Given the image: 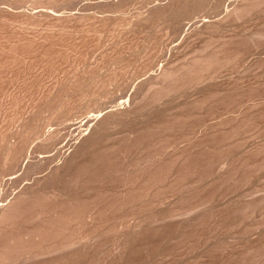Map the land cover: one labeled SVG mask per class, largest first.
<instances>
[{"label":"rangeland","instance_id":"rangeland-1","mask_svg":"<svg viewBox=\"0 0 264 264\" xmlns=\"http://www.w3.org/2000/svg\"><path fill=\"white\" fill-rule=\"evenodd\" d=\"M127 1L0 0V264H264V0Z\"/></svg>","mask_w":264,"mask_h":264},{"label":"bare ground","instance_id":"bare-ground-1","mask_svg":"<svg viewBox=\"0 0 264 264\" xmlns=\"http://www.w3.org/2000/svg\"><path fill=\"white\" fill-rule=\"evenodd\" d=\"M124 1H125V0H124ZM126 1H127V0H126ZM131 1H132V0H131ZM174 1H175V0H174ZM176 1H177V0H176ZM179 1H180L181 3H182V2L184 3L183 0H182V1L179 0ZM179 1H178V2H179ZM186 1H187V0H186ZM195 1H196V0H195ZM197 1H199V0H197ZM197 1H196V2H197ZM69 2H70V1H69ZM71 2H72V1H71ZM127 2H128V1H127ZM187 2H189V1H187ZM44 3H45V2H44ZM51 3H52V2H51ZM181 3H180V4H181ZM199 3H200V1H199ZM201 3H202V2H201ZM238 3H239V2H238ZM0 4H1V3H0ZM58 4H59V3H58ZM125 4H126V3H125ZM180 4H179V6H181ZM190 4H191V3H190ZM192 4H193V2H192ZM192 4H191V5H192ZM233 4H234V3H233ZM19 5H20V4H19ZM48 5H49V4H48ZM182 5H183V4H182ZM193 5H194V4H193ZM195 5H196V4H195ZM195 5H194V7H195ZM206 5H207V4H206ZM176 6H178V5L175 4V7H176ZM184 6H185V3H184ZM201 6H202V5H201ZM12 7H13V6H12ZM14 7H15V6H14ZM35 7H36V6H35ZM45 7H47V6H45ZM235 7H236V6H235ZM21 8H22V7H21ZM36 8H37V7H36ZM48 8H49V7H48ZM178 8H179V7H178ZM183 8H184V7H183ZM183 8H182V9H183ZM227 8H228V7H227ZM236 8H237V7H236ZM241 8H242V7H241ZM30 9H31V8H30ZM156 9H157V8H156ZM174 9H175V8H174ZM176 9H177V7H176ZM176 9H175V10H176ZM238 9H239V10H238ZM238 9H237V11L240 12V8H239V7H238ZM40 10H41V9H40ZM40 10H39V11L37 10V11L39 12V14H40ZM153 10H154V8H153ZM159 10H161V9H159ZM159 10L157 9V10H155V11L160 12ZM164 10L166 11L165 8H164ZM177 10H178V9H177ZM246 10H247V9H246ZM37 11H35V12H37ZM167 11H169V9H168ZM170 11H171V8H170ZM178 11H180V10H178ZM197 11H198V10H197ZM38 12L36 13L37 15H38ZM152 12H153V11H152ZM158 12H156V13H158ZM163 12H164V11H163ZM234 13H235V12H234ZM236 13H237V12H236ZM11 14H12V13H11ZM17 14H18V13H17ZM152 14H153V13H152ZM163 14H165V13H163ZM240 14H241V13H240ZM153 15H154V14H153ZM10 16H11V15H10ZM26 16H27V15H26ZM0 17H1V16H0ZM33 17H34V16H33ZM0 19H1V18H0ZM25 21H26V20H25ZM17 39H18V38H17ZM25 41H26V40H25ZM18 43H19V42H18ZM30 44H31V43H30ZM25 45H26V44H25ZM195 62H196V61H195ZM200 65H201V64H200ZM204 65H205V64H204ZM199 68H200V67H199ZM160 71H161V70H160ZM168 71H169V70H168ZM162 72H164V71L162 70V71L159 72V73H162ZM177 72H178V71H177ZM180 72H181V70H180ZM159 73H158V74H159ZM167 73H168V72H167ZM158 74H157V75H158ZM162 74H163V73H162ZM164 74H166V71L164 72ZM164 74H163V75H164ZM91 75H92V74H91ZM157 75H156V77H157V78H160V75H158L159 77H158ZM87 76H88V75H87ZM157 78H156V79H157ZM170 78H171V77H170ZM158 80H159V79H158ZM158 80H157V81H158ZM67 81H68V80H67ZM79 81H80V80H79ZM95 81H96V80H95ZM157 81H156V82H157ZM77 82H78V81H77ZM77 82H76V83H77ZM81 82H82V81H81ZM87 82H88V81H87ZM90 82H91V81H90ZM92 82H93V81H92ZM68 83H69V82H68ZM93 83H94V82H93ZM166 83H167V82H166ZM172 83H173V82H172ZM72 85H73V84H72ZM76 85H77V84H76ZM62 86H63V85H62ZM91 86H92V84H91ZM68 88H69V87H68ZM73 88H74V87H73ZM78 88H79V87H78ZM149 88H150V87H149ZM82 89H83V88H82ZM68 90H69V89H68ZM83 91H84V90H83ZM61 92H62V91H61ZM76 92H77V91H76ZM74 93H75V92H74ZM160 93H161V92H160ZM75 94H76V93H75ZM81 94H82V93H81ZM61 95H62V94H61ZM77 95H78V94H77ZM64 96H65V95H64ZM55 97H56V95H55ZM65 97H66V96H65ZM74 97H75V95H74ZM83 97H84V96H83ZM54 99H55V98H54ZM48 102H49V101H48ZM60 102H61V101H60ZM65 102H66V101H65ZM58 104H59V103H58ZM56 105H57V104H56ZM61 106H62V105H61ZM42 108H43V106H42ZM42 110H44V109H42ZM62 110H63V109H62ZM50 111H51V110H50ZM70 111H71V110H70ZM62 115H63V114H62ZM56 117H57V116H56ZM42 118H43V117H42ZM101 119H102V118H101ZM101 119H99V122H100V121L102 122V123L100 122V123H101V126H102L103 123H105V122H103V120H101ZM103 119H104V117H103ZM96 120H98V119H96ZM105 120H106V119H105ZM105 120H104V121H105ZM31 122H32V121H31ZM28 123H30V122H28ZM93 123L95 124V121H94ZM96 123H98V121H97ZM30 124H31V123H30ZM94 124H92V125L96 128V125H97V124H96V125H94ZM98 124H99V123H98ZM32 125H33V124H32ZM82 126H83V125H82ZM97 126H98V125H97ZM34 127H35V126H34ZM71 127H72V126H71ZM80 127H81V125H80ZM80 127H79V128L76 127V128H77V129H80ZM32 128H33V127H32ZM76 128H74V129L76 130ZM26 129H28V128H26ZM29 129H30V128H29ZM36 129H37V128H36ZM87 129H88V128H87ZM92 129H93V132H94V133H92V135H93V134L95 135V133L97 132L96 129H100V126L97 127V128L95 129L96 132L94 131V128H92ZM92 129H90L91 132H92ZM20 130H21V129H20ZM31 130H32V129H31ZM75 130H74V131H75ZM71 131H72V130H71ZM74 131H72V132H74ZM78 131H80V130H78ZM20 132H21V131H20ZM23 132H24V131H23ZM80 132H82V131H80ZM87 132H88V131H87ZM16 133H17V132H16ZM40 133H41V132H40ZM78 133H79V132H77V134H78ZM36 134H37V133H36ZM48 134H49V133H48ZM72 134H74V133H72ZM81 134H82V133H80V136H81ZM46 135H47V134H46ZM78 135H79V134H78ZM25 136H26V135H25ZM28 136H29V135H28ZM40 136H41V134H40ZM48 136H49V139H50V138H51V137H50L51 135L49 134ZM29 137H30V136H29ZM32 137H33V136H32ZM53 137H54V136H53ZM14 138H15V137H14ZM33 138H34V137H33ZM8 139H9V138H8ZM86 139H87V137H86ZM24 140H25V138H24ZM24 140H23V141H24ZM47 140H48V139H47ZM9 141H10V140H9ZM19 141H20V140H19ZM23 141H22V142H23ZM87 141H88V140H87ZM22 142H21V144H22ZM26 142H28V141H26ZM30 142H31V140H30ZM84 142H85V141H84ZM5 144H6V143H5ZM10 144H11V143H10ZM10 144H9V145H10ZM27 144H28V143H27ZM27 144H26V145H27ZM17 145H18V144H17ZM23 145H24V144H23ZM6 146H7V145H6ZM19 147H20V145H19ZM19 147L16 146L15 144L13 145V142H12V145H11V146H8L9 157H10V160L13 162V164H14V163H17V162H15V160L18 159V155H19L20 153H22V152H25V151L22 150V149H23V146H21L22 149H20ZM24 147H25V146H24ZM3 148H4V147H3ZM5 149L7 150V148H5ZM21 150H22V152H21ZM3 151H4V150H3ZM72 152H73V151H72ZM4 154H5V153H4ZM62 154L64 155L65 152L62 153ZM74 154H75V153H74ZM6 155H7V154H6ZM21 155H22V154H21ZM7 156H8V155H7ZM22 156H23V155H22ZM70 156H71L70 158H72V157L75 158L73 155H70ZM0 157H1V156H0ZM5 157H6V156H5ZM19 157H20V155H19ZM68 157H69V156H68ZM70 158H67V160H68V159L70 160ZM2 159H3V158H2ZM75 159H76V158H75ZM71 161H72V159H71ZM73 161H74V160H73ZM18 162H19V160H18ZM82 162H83V161H82ZM13 164H12V165H13ZM86 164H87V163H86ZM2 165H4V164H2ZM10 165H11V163H10ZM15 165H16V164H15ZM15 165H14V166H15ZM27 165H28V164H27ZM27 165H25V166H27ZM71 165H73V164H71ZM58 166H59V165H58ZM85 166H86V165H85ZM2 167H3V166H2ZM2 167H1V168H2ZM27 167H29V165H28ZM7 168H8V167H7ZM68 168H69V167H68ZM26 169H27V168H26ZM31 169H32V168H31ZM66 169H67V168H66ZM66 169H65V170H66ZM6 170H7V169H6ZM24 170H25V169H24ZM61 170H62V169H61ZM65 170H64V171H65ZM0 171H1V170H0ZM56 171H57V170H56ZM88 172H89V171H88ZM57 173H58V172H57ZM79 173H80V172H79ZM82 173H83V172H82ZM62 175H63V173H62ZM65 175H66V174H65ZM80 176H81V175H80ZM75 178H76V177H75ZM58 179H59V178H58ZM55 181H56V180H55ZM75 181H76V180H75ZM52 183H53V182H52ZM54 183H55V182H54ZM56 184H57V183H56ZM59 186H60V185H59ZM75 186H76V185H75ZM46 187H47V185H46ZM51 189H52V188H51ZM46 190H47V189H46ZM46 190H45V191H46ZM1 192H2V191H0V193H1ZM22 192H23V191H21V194H22V196H23V193H22ZM34 192H35V191H34ZM36 192H37V191H36ZM67 192H68V191H67ZM71 192H72V191H71ZM29 193H30V192H29ZM10 194H11V193H10ZM10 194H9V195H10ZM19 194H20V193H19ZM30 194H32V192H31ZM49 194H50V193H49ZM4 195H6V194H4ZM4 195H3V199L6 197V196L4 197ZM25 195H27V194H24V196H25ZM28 195H29V194H28ZM44 195H45V194H44ZM64 195H66V194H64ZM75 195H76V194H75ZM16 196H17V194H16ZM16 196H15V197L13 196V198H18L19 195H18L17 197H16ZM20 196H21V195H20ZM8 197H9V196H8ZM6 199H7V200H6ZM5 200H6L5 203L2 204V205H0V211H3V212H5V211L7 210L6 208H8L9 206H10V208L12 207L11 205H12L13 203H11V202L16 201V200H13V201H12V198H10V199L5 198ZM3 202H4V200H3ZM22 202H24V201H22ZM1 203H2V202H1ZM1 203H0V204H1ZM10 203H11V204H10ZM67 203H68V202H67ZM14 204H15V202H14ZM14 204H13V206L15 207ZM19 205H21V204H19ZM23 206H24V205H23ZM48 207H49V206H48ZM58 207H59V206H58ZM25 208H26V207H25ZM25 208H24V209H25ZM31 208H32V207H31ZM37 208H38V207H37ZM4 210H5V211H4ZM16 212H17V211H16ZM53 214H54V213H53ZM62 214H63V213H62ZM10 215H11V214H10ZM66 215H67V214H66ZM17 216H19V215H17ZM53 217H54V216H53ZM4 218H5V217H4ZM8 219H9V218H8ZM20 222H21V221H20ZM6 224H7V223H6ZM54 224H55V223H54ZM3 225H4V224H3ZM51 225H52V224H51ZM64 226H65V225H64ZM45 227H46V226H45ZM60 229H61V227H60ZM42 230H43V228H42ZM70 230H71V229H70ZM33 232H34V231H33ZM44 232H45V231H44ZM72 232H73V231H72ZM26 235H27V234H26ZM26 235H25V236H26ZM8 236H9V235H8ZM42 236H43V235H42ZM10 237H11V236H10ZM15 237H18V236L16 235ZM29 237H30V236H29ZM6 238H7V237H6ZM32 238H33V237H32ZM18 239H19V238H18ZM65 239H66V238H65ZM19 240H20V239H19ZM21 240H23V239H21ZM23 241H24V240H23ZM14 242H15V241H14ZM64 242L66 243V241H64ZM40 245H41V244H40ZM0 247H1V246H0ZM5 250H6V249H5ZM47 251H48V250H47ZM69 254H70V253H69ZM7 255H8V254H7ZM25 256H27V255H25ZM10 257H11V256H10ZM5 259H6V258H5ZM18 259H19V258H18ZM5 262H6V261H5ZM21 262H22V261H21ZM16 264H17V263H16Z\"/></svg>","mask_w":264,"mask_h":264}]
</instances>
